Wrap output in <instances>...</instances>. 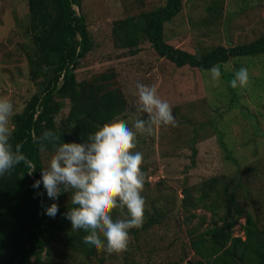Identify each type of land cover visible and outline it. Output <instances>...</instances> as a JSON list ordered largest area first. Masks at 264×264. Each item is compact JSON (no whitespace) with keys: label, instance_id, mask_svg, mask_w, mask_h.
<instances>
[{"label":"trees","instance_id":"trees-1","mask_svg":"<svg viewBox=\"0 0 264 264\" xmlns=\"http://www.w3.org/2000/svg\"><path fill=\"white\" fill-rule=\"evenodd\" d=\"M80 6L81 0H27L26 32L30 45L23 46L22 51L37 90L12 118V143H21V150L34 162L36 170L31 175L35 180L41 179V169L45 167L42 154L53 153V148L46 145L47 151L41 152L34 137L52 130L60 135L61 142L80 143L95 131V126L118 119L129 109L115 67L82 80L76 77L81 60L93 48L85 17L74 9ZM182 8L183 0H166L150 11L115 20L111 25L114 48L123 51L122 57H134L147 43L157 57L175 68L188 67L208 74L213 67L219 68L220 78L228 82L227 88L233 92L231 109L238 96L230 81L241 67L247 68L250 84L258 79L255 71L262 76L259 85L264 84V36L243 45L190 50L175 47L165 35V24ZM206 9L209 17L203 20V26L216 32L223 15V1L215 0ZM229 63L233 64L230 74L224 69ZM65 102L68 112L57 122L58 111ZM252 135H264V129L256 126ZM221 145L234 174L224 172L183 189L181 207L185 211L201 209L211 215L207 227L203 226L205 216L192 227L196 215L186 216L183 223L191 227L188 237L193 252L186 264H264V202L252 198L251 186L264 171L256 163L258 158L242 165L234 156L235 145L227 148L224 140ZM253 155L257 156L255 152ZM28 171L20 164L11 176L0 178V264H54L53 243L63 247L70 264H104L101 251L83 243L86 233L73 231L65 218L64 214L74 207L72 190L62 188L57 199H50L42 183L38 188L32 187L34 180ZM259 194L264 196V191L259 190ZM52 203L59 208L54 218L45 214ZM119 215L114 210L113 218L118 219ZM159 216L160 213L148 217L141 228L131 229L129 235L138 241L140 232L160 223ZM241 219L243 236H235L234 229ZM61 254L65 255L63 251Z\"/></svg>","mask_w":264,"mask_h":264},{"label":"rangeland","instance_id":"rangeland-1","mask_svg":"<svg viewBox=\"0 0 264 264\" xmlns=\"http://www.w3.org/2000/svg\"><path fill=\"white\" fill-rule=\"evenodd\" d=\"M165 1L81 0V6L74 7L76 14L85 17L93 42L92 50L75 72L77 79L115 67L129 103L128 111L117 120L124 119L131 126L135 118H146L138 111L135 96V85L140 82L157 87L158 95L170 103L178 122L175 128L154 127L151 136L137 137L135 151L143 153L142 171L145 173L141 193L146 201L144 223L148 217L159 213L160 223L140 232L138 241L130 235L127 251L119 255L101 251L104 264H186L192 258L188 237L191 227L200 223L201 216L206 217L203 226L207 227L211 215L201 209L188 212L181 205L173 214L174 195L177 192L181 202L185 187L195 186L224 172L233 173L225 160L222 140L227 148L235 145L234 156L240 164L258 158L256 163L264 171V135H252L254 127L264 129V84L259 85L260 73L254 72L258 79L251 82L246 91L236 88L238 100L229 109L233 92L228 90L226 80L219 78L217 84L212 73H200L188 67L175 68L157 57L147 43L134 57H122L123 51L114 48L111 25L115 20L150 11L164 5ZM214 1L183 0L181 12L165 24L169 42L190 50L243 45L264 36V0H222L223 15L216 32L203 26V20L209 17L206 8ZM28 20L27 0H0V97L11 99L15 113L22 110L24 102L37 90L22 51L23 46L30 45L26 32ZM224 69L230 74L233 64H227ZM252 84L256 91L251 88ZM67 112L65 102L58 111L57 122ZM51 154H42L45 167ZM262 176H257L251 185L254 188L252 198L258 197L257 202H264V196L259 194V190L264 191ZM192 213L196 217L188 227L183 222ZM120 218L126 217L119 215ZM243 223L244 219H241L235 227V236H243L239 227ZM53 249L54 264H70L63 247L53 243Z\"/></svg>","mask_w":264,"mask_h":264},{"label":"clouds","instance_id":"clouds-1","mask_svg":"<svg viewBox=\"0 0 264 264\" xmlns=\"http://www.w3.org/2000/svg\"><path fill=\"white\" fill-rule=\"evenodd\" d=\"M215 83H219V68L211 70ZM250 84L247 68L241 67L230 81L233 89L247 88ZM135 96L138 111L146 118L137 117L131 126L124 119H113L88 134L87 140L61 142L60 135L45 130L34 142L41 152L51 145L53 153L46 167L41 169V179L32 187L43 184L50 199H57L62 191L72 190L74 207L64 214L73 231L83 230L85 245L109 255L127 251L131 242L129 232L143 226L146 201L145 173L142 171L143 153L135 151L138 135L151 136L154 127L178 126L170 103L158 95L155 85L137 82ZM15 106L11 99L0 97V178L11 176L17 165L23 164L31 175L36 166L21 150L19 142L13 145L15 125L12 118ZM114 210L122 217L113 218ZM59 208L52 203L45 214L55 217Z\"/></svg>","mask_w":264,"mask_h":264},{"label":"water","instance_id":"water-1","mask_svg":"<svg viewBox=\"0 0 264 264\" xmlns=\"http://www.w3.org/2000/svg\"><path fill=\"white\" fill-rule=\"evenodd\" d=\"M31 178L36 181L33 177V175H30ZM174 198H175V209L173 210V214H176L177 211L179 210L180 208V205H181V202H180V198H179V194L176 192L175 195H174Z\"/></svg>","mask_w":264,"mask_h":264}]
</instances>
